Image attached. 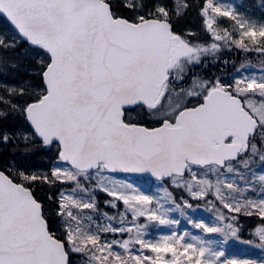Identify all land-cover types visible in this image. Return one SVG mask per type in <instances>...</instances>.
Instances as JSON below:
<instances>
[{"label": "snow or ice", "instance_id": "6c2138e0", "mask_svg": "<svg viewBox=\"0 0 264 264\" xmlns=\"http://www.w3.org/2000/svg\"><path fill=\"white\" fill-rule=\"evenodd\" d=\"M0 264H264V0H0Z\"/></svg>", "mask_w": 264, "mask_h": 264}]
</instances>
